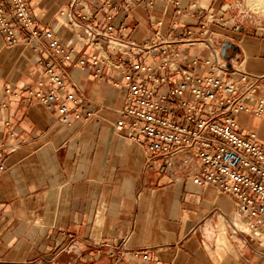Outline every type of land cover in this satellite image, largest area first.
<instances>
[{"label":"crops","instance_id":"1","mask_svg":"<svg viewBox=\"0 0 264 264\" xmlns=\"http://www.w3.org/2000/svg\"><path fill=\"white\" fill-rule=\"evenodd\" d=\"M224 1L180 0L181 13L172 0H84L77 9L95 26L112 24L139 44L158 29L199 33L202 17H224V27L209 23L206 37L216 46L232 41L236 49L227 47L224 59L229 72L263 78L257 96H264V19L232 18L222 12ZM71 2L30 0V6L39 27L53 30L74 62H88L85 68L66 65L68 91L95 112L87 122L65 125L57 105L28 99L27 90L47 87L42 55L34 46L8 47L0 32V151L6 164L0 172V264H264V239L246 242L232 225L245 229L234 218V197L193 182V154L179 153L166 172L160 163L146 170L145 151L116 128L127 101L126 90L115 86L120 73L104 64L102 76L93 75L90 57L105 58L108 49L80 40V31L60 14ZM188 48L189 57L208 55L194 49L204 46ZM247 106L237 117L239 133H255L264 143V115H255L254 102ZM134 250L142 255L135 257Z\"/></svg>","mask_w":264,"mask_h":264},{"label":"built area","instance_id":"2","mask_svg":"<svg viewBox=\"0 0 264 264\" xmlns=\"http://www.w3.org/2000/svg\"><path fill=\"white\" fill-rule=\"evenodd\" d=\"M80 4L84 0H72L60 14L80 31L86 46L106 44L105 58L90 57L92 73L100 78L104 64L120 73L115 86L126 90L127 101L116 128L127 130L128 138L145 151L146 170L160 163L166 172L179 153L193 154L198 161L193 182L214 185L234 197V218L245 227L240 230L232 222L235 231L246 242L264 239V143L255 133L240 134L237 122L238 115L248 111V101L255 103L256 116L264 115V96H257L263 78L245 71L229 72L219 45L206 37L209 23L216 20L217 26L224 27L225 18L207 14L200 19L199 33L191 27L175 26L168 34L158 29L139 44L117 34L112 24L100 28L89 22L77 9ZM172 4L181 13L180 0H172ZM162 24L159 21L157 26ZM0 32L8 47L34 46L42 55L38 64L47 87L27 90L29 100L57 105L60 121L68 126L94 117L95 112L67 87L66 65L85 68L88 62L84 58L74 62L61 38L53 30L39 27L30 0H0ZM201 46L205 48L194 49L208 50L207 56L187 55L188 47ZM5 170L0 151V172ZM132 254L142 255L137 250Z\"/></svg>","mask_w":264,"mask_h":264},{"label":"rangeland","instance_id":"3","mask_svg":"<svg viewBox=\"0 0 264 264\" xmlns=\"http://www.w3.org/2000/svg\"><path fill=\"white\" fill-rule=\"evenodd\" d=\"M224 13L241 21L264 16V0H225Z\"/></svg>","mask_w":264,"mask_h":264},{"label":"water","instance_id":"4","mask_svg":"<svg viewBox=\"0 0 264 264\" xmlns=\"http://www.w3.org/2000/svg\"><path fill=\"white\" fill-rule=\"evenodd\" d=\"M219 47L221 49V54L223 56V59H225V51L227 47H231L233 49H236V47L234 46V44L232 43L231 40L225 39V41L220 42ZM226 68H229V66H231V64L227 65V63L225 62Z\"/></svg>","mask_w":264,"mask_h":264},{"label":"bare ground","instance_id":"5","mask_svg":"<svg viewBox=\"0 0 264 264\" xmlns=\"http://www.w3.org/2000/svg\"><path fill=\"white\" fill-rule=\"evenodd\" d=\"M239 228V227H238ZM241 230V229H240Z\"/></svg>","mask_w":264,"mask_h":264}]
</instances>
